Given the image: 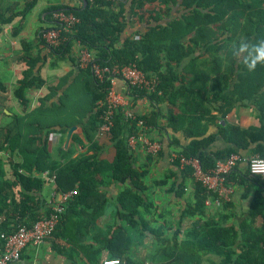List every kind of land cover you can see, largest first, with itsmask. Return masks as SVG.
<instances>
[{
	"label": "trees",
	"instance_id": "obj_1",
	"mask_svg": "<svg viewBox=\"0 0 264 264\" xmlns=\"http://www.w3.org/2000/svg\"><path fill=\"white\" fill-rule=\"evenodd\" d=\"M80 1L79 7L65 5L50 9L51 15L58 10L73 12L80 18V23L70 32L63 31V43L57 49L49 50L58 61L67 56L72 63L77 61L80 75H88L85 78L91 99L88 116L73 124H55V116L62 111L63 99L72 86L62 90L69 82L66 77L41 99L39 107L30 110L27 93L44 88L46 81L41 76V68L37 70L40 60L25 55L29 68L14 90L23 114L11 116L12 120L5 125L0 122V155L13 152L21 159L20 163L11 165L14 172L11 182L5 179V161L0 157V213L6 211L8 223L16 217L24 221L2 231L31 226L50 212L51 209L46 213L40 211L37 198L47 184L37 176L50 172L52 177L56 176L60 193L75 190L79 193L69 202L62 219L80 204L92 222H96L111 203L106 191L117 186V206L126 226L118 228L111 237L109 233L105 240L96 242L99 247L95 249V262L108 251L111 258H120L123 264H140L131 257L136 250L134 239H141L142 243L143 238L149 236L154 242L147 256L151 264H264V180L250 173L249 164L238 166L228 177L227 186L233 182L237 185L252 182L258 186L246 216L238 226L229 222L232 217L228 215L208 218V201L220 200V196L197 180L192 167L183 168L180 161L171 162L172 168L163 180L154 179L149 183L154 177L152 166L164 159L165 152L162 150L158 156L146 153L145 164L137 165L139 159L129 141L143 130L137 121L124 115L122 108L116 111L115 126L108 134L116 149L115 158L113 161L103 159L105 146L99 137L106 107H102L101 102L107 101L112 84L98 80L90 68L81 69L78 57H72L79 43L91 51L96 63L102 66L114 69L135 65L148 78L156 77L155 93L130 90L135 100L145 98L154 107L150 113L138 118L144 121L148 130L157 128L159 119L167 118L171 128L192 140L187 147H181L176 140L175 144L181 148L178 153L188 159H199L204 173L211 176L221 160L240 150H250L253 145L256 147L251 150L264 157V62H257L254 71L247 69L258 55L257 49L264 47V0ZM37 3L38 0H28L20 14L3 24L19 16L25 18ZM177 5L178 14L171 18V11ZM19 6L20 3L14 8ZM147 13V30L136 31L124 40L128 20L133 21L138 16L143 20ZM47 20L53 23L49 29L60 28L53 19L47 17ZM45 31L41 32V39L48 49L43 39ZM0 88L6 89L2 84ZM60 90L62 95L54 101L52 98ZM202 98L222 99L219 112L225 118L239 104L254 106L261 124L250 128L232 125L223 128L222 132L237 145V149L209 155L207 152L215 137H205L219 116L213 115L208 107L212 105L202 111L200 102L194 104L195 108L188 103V99ZM164 101L172 106L166 116L161 109L156 110L157 104ZM174 108H178V112ZM1 116L7 115L1 110L0 103ZM74 126L81 132L74 135L72 146H80L84 151L76 156L71 146L69 149L63 147L57 156L53 154L48 145L50 134L61 132L68 137ZM17 186L22 191L19 201L8 191ZM157 191L186 203L179 227L171 220L173 211L161 210L150 200L149 195L155 199ZM188 219L194 223L184 231L183 224ZM161 220L165 222L160 224Z\"/></svg>",
	"mask_w": 264,
	"mask_h": 264
},
{
	"label": "crops",
	"instance_id": "obj_2",
	"mask_svg": "<svg viewBox=\"0 0 264 264\" xmlns=\"http://www.w3.org/2000/svg\"><path fill=\"white\" fill-rule=\"evenodd\" d=\"M27 1L28 0H0V84L6 88H0V103L1 110L7 115L0 117L1 125H5L6 122H10L12 120L10 118L11 116L23 114V110L18 100H16V97L14 96V90L18 83L23 79L24 72L29 68L25 55H28L29 57L32 56L40 60L37 65V70L41 68V76L46 81L44 88L40 90L34 89L27 93V97L31 101L30 110H34L39 107L41 104V99H44L47 95H49V92L52 88H57L61 84V81L64 79V77H66L68 80L71 78V82L63 88L66 89L77 79L78 75H80L77 61L72 63L69 56L58 61L59 59L57 57L55 58V56H52L50 50L47 49V46L43 43L41 39V32L43 30H48L49 28H42L35 41H31L30 36L33 22L37 20L39 16L41 19H44L47 22H49L47 17L52 19V15L50 13V9L52 7H61L65 5L79 7L81 6L82 2L80 0H38L37 5L28 16L25 18L22 16L16 17L12 22L4 25L3 22L10 20L15 15L20 14L24 10ZM19 3L20 6L15 9V5ZM178 7V5L175 6L171 11V18L178 14ZM148 16L149 14L144 15L143 20H140L139 16L133 21L128 20V27L126 30V35L124 36V40L136 31L145 32L148 28ZM73 53V58L78 57L76 53V46ZM58 68H61V73H59V75L55 74ZM116 88L118 91L124 94L128 93V88L126 84L123 83V81H119ZM62 90L56 92V95L52 98L54 101L58 100V98L62 95ZM209 99L212 103H210ZM142 100L144 101L135 100L134 98L132 99L130 95L128 96V101L131 102L133 112H136L138 115H144L154 110V107L148 100ZM217 101L220 102L218 103ZM51 102L52 101H50V103ZM198 102L203 105L202 111H205L207 105H212L208 107L212 109L213 115L219 116L217 123L210 125L209 133L205 137H215L214 143L207 152L209 155L217 154L220 151L237 149V145L231 142L230 139L225 136V133L222 132L223 128H226L229 125L250 128L259 127L261 124L259 118L257 117V112L254 106L239 104L234 109V111L227 118H225L221 117L219 112L220 108L222 107V99H188V103L192 105V108H195L194 104H198ZM156 107V110L159 111L161 109L162 114L165 116L168 115V110L172 109V106L168 101L161 102L157 104ZM174 110L175 112H178V108H174ZM167 120V118L159 119V126L157 128H152L147 132V136L151 140L160 141L162 143L163 151L165 152L164 159L156 161L151 170L153 176V172L157 174L158 178H156V180L158 181L163 180L168 169L172 168V163L170 161L171 154L181 151V148L175 144L176 140L180 142L181 147H187L192 142V140L186 138L183 132H176L173 128H171L167 124ZM79 129L80 128L78 127V130ZM53 136V143L51 144L48 138V145L50 151L54 153V144L56 143L57 139H55L54 133ZM106 136L109 135H104L101 133L99 137L100 143L102 139L101 137ZM66 138L68 140V137ZM71 146L72 141L69 146H67L66 142L63 147L65 149H69ZM255 147L256 145H253L250 150H240L237 153L242 154L247 159H250L251 157L257 155L254 153V151H252ZM77 148L79 152L76 153V156L84 151V149H82L80 146ZM105 151L106 146L102 158L108 159L104 157ZM135 151L139 159L137 161V165L140 166L143 163L145 164L146 149L144 146L139 143ZM0 157L3 161H5V179L13 182L14 172L11 165L20 163V157L13 152H2ZM247 165L248 163H244L241 166ZM37 177H41L47 182L43 192L37 194V198L40 200V211L42 213H46L51 209L53 195L58 190L56 182L53 181L54 177L51 176L50 172H45ZM151 180H153L152 177ZM237 181H239V178H237ZM230 188L232 189V193L228 198H221L220 200L215 201L211 199V203L208 205V218L210 216L218 217L222 215H228L232 217L229 222L231 224L237 223L238 226L240 221L246 216L251 205V201L254 198V191L258 189V186L252 182L247 185H237L233 182L230 185ZM248 190L250 192H248ZM8 191L10 194L14 195V198L17 199V201L20 200L22 191L19 186ZM106 194L108 199H111V203L105 214L100 219H98L96 222H92L93 219L89 217V213L85 212L86 209L83 208L82 205L79 204L78 206L73 207L69 216L67 217L66 215L61 220L54 237L47 239L39 246H29L24 251L22 259L13 264H103L105 259L111 258L109 252L104 251L99 262H97V260L95 262V249L99 247L98 243L96 242L105 240V237L108 236L109 233H111V237L118 228H122L123 226L125 227L126 224L123 222L122 216L119 214L117 206V197L119 195L117 186L113 185L111 188H108ZM157 194L164 198L163 193L160 191H157ZM157 194L154 195V198H156V205L160 207L161 210L167 208L169 211H173V218L171 220L174 222L175 226L179 227L181 223L178 219V216L180 213L182 215V211L186 203L178 201L176 197H173L174 202L172 206L170 205L172 208L166 206L167 204L158 205L157 200L160 196ZM191 194L192 190L189 191V195ZM176 218L177 221H175ZM21 221H24L23 218L16 217L8 223L6 211L1 212L0 233L3 232V229L14 228L16 222ZM163 222L165 221L161 220L160 224ZM193 223L194 220H186L183 224L184 231H187ZM148 235L149 234L147 233V236ZM140 240L141 239H134V246H136L138 249L136 248L137 250L131 254V257H133L137 263L151 264V262L147 260V256L153 249V238L149 236L145 237L143 238L142 243H140ZM2 252L3 241L0 237V255ZM91 259H93V261H91Z\"/></svg>",
	"mask_w": 264,
	"mask_h": 264
},
{
	"label": "built area",
	"instance_id": "obj_3",
	"mask_svg": "<svg viewBox=\"0 0 264 264\" xmlns=\"http://www.w3.org/2000/svg\"><path fill=\"white\" fill-rule=\"evenodd\" d=\"M96 0H90L94 3ZM112 1V0H106ZM124 2L123 0H121ZM52 19L59 24V29H49L43 33V39L48 45V49H57L65 40L62 37V32H70L80 23V18L75 13L66 10L55 11L52 15ZM80 48L78 57L79 67L81 69H92L94 76L101 82L110 81L112 88L110 94L105 103L101 102L102 107L105 108L104 124L101 128V133L108 135L112 132L115 121L114 115L119 109H123L124 115L128 119H132L138 122V127L143 131L138 137L132 136L129 141L131 149L136 150L138 144L144 146L147 154L158 156L163 150L162 143L160 141L151 140L147 136V126L143 120L138 118V114L133 112L131 102L128 101L131 89L140 91L156 92L158 86V79L148 78L145 73L139 70L135 65L125 66L123 68H111L108 66H102L96 63L94 54L91 51L83 48L79 43L76 45ZM119 81H123L128 88V93L124 94L117 90L116 86ZM145 99V98H142ZM139 99V101H144ZM147 100V99H146ZM53 133L50 134V143H53ZM170 161H180V165L183 168L192 167L196 171V177L199 182L215 193L221 198H228L232 189L227 186L228 177L236 170L238 166L244 163L249 164V170L252 175L259 176L264 180V157L255 155L250 159L245 158L242 154L234 153L224 160L218 163L217 170L213 172V175L207 176L202 168V164L199 159H188L182 156L178 152L172 153ZM56 182V176L53 178ZM78 191H70L60 193L57 191L53 195L52 206L49 213L44 214L35 224L20 226L17 230L11 232H1L0 237L3 241V252L0 255V264H13L22 259L23 253L29 246H39L43 244L47 239L55 236L58 226L62 220V216L68 209L69 202L78 196ZM211 200L208 201L210 205ZM103 264H123V260L120 258H107Z\"/></svg>",
	"mask_w": 264,
	"mask_h": 264
},
{
	"label": "rangeland",
	"instance_id": "obj_4",
	"mask_svg": "<svg viewBox=\"0 0 264 264\" xmlns=\"http://www.w3.org/2000/svg\"><path fill=\"white\" fill-rule=\"evenodd\" d=\"M124 3H126L127 0H123ZM22 9V8H21ZM148 14V13H147ZM53 23L47 22L44 19H41L40 16L37 20L33 22L32 25V31L30 40L35 41L38 37V34L42 28H52ZM76 53L79 57L80 48L76 46ZM61 73V68H58L55 74L59 75ZM88 77L86 73H83L80 75L76 81L72 83V86L67 90L66 96L63 99V108L62 111L59 113V116H55V124L56 125H66V124H73L79 120H84L88 116V111L90 109V97L88 95V91L85 85V78ZM60 82V81H59ZM71 82V78L69 79V82ZM51 84V83H50ZM46 90V89H45ZM65 90V89H63ZM78 132H81V129L78 130ZM55 139H57L56 143L54 144V153L56 156L59 154L60 150L63 148L65 143L67 142V138L65 134L61 132L54 133ZM101 143L106 146V151L104 153V157L113 160L115 155V147L112 145L110 141V137H101ZM71 151L74 153H78L79 150L74 145L71 148ZM155 178L153 177V180L158 178L157 174L153 172ZM153 180L150 181V183H153ZM116 190V189H115ZM160 196L159 194H157ZM158 197L157 203L158 205L161 204H167L166 206L170 205L172 206L174 202L173 196H165ZM149 198L152 202L156 203V198L153 199L152 196L149 195ZM172 208V207H170ZM167 209V208H165ZM168 210V209H167ZM178 219L180 223H182V215L181 213L178 216ZM177 221V218L175 219ZM136 249V246H134V250ZM138 249V248H137ZM136 249V250H137Z\"/></svg>",
	"mask_w": 264,
	"mask_h": 264
},
{
	"label": "clouds",
	"instance_id": "obj_5",
	"mask_svg": "<svg viewBox=\"0 0 264 264\" xmlns=\"http://www.w3.org/2000/svg\"><path fill=\"white\" fill-rule=\"evenodd\" d=\"M258 55L253 59V61L248 64V71H254L257 62H264V47L257 49ZM247 63V62H246Z\"/></svg>",
	"mask_w": 264,
	"mask_h": 264
},
{
	"label": "water",
	"instance_id": "obj_6",
	"mask_svg": "<svg viewBox=\"0 0 264 264\" xmlns=\"http://www.w3.org/2000/svg\"><path fill=\"white\" fill-rule=\"evenodd\" d=\"M78 131V127L77 126H74L70 132H69V136H68V140H67V146L70 145L71 141H72V138L74 136V134Z\"/></svg>",
	"mask_w": 264,
	"mask_h": 264
}]
</instances>
